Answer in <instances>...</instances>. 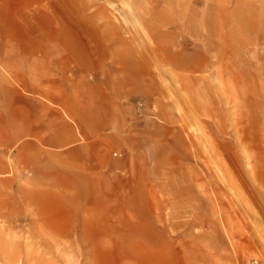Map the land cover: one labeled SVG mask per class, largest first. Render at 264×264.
<instances>
[{
  "label": "rangeland",
  "instance_id": "obj_1",
  "mask_svg": "<svg viewBox=\"0 0 264 264\" xmlns=\"http://www.w3.org/2000/svg\"><path fill=\"white\" fill-rule=\"evenodd\" d=\"M39 41L123 97L155 176L124 188L140 238L114 248L1 193L0 264H264V0H0V57ZM20 75L0 67V106Z\"/></svg>",
  "mask_w": 264,
  "mask_h": 264
},
{
  "label": "crops",
  "instance_id": "obj_2",
  "mask_svg": "<svg viewBox=\"0 0 264 264\" xmlns=\"http://www.w3.org/2000/svg\"><path fill=\"white\" fill-rule=\"evenodd\" d=\"M24 45L0 57V67L21 73L18 90L2 94L0 194H15L44 227L55 217L47 229L53 240L75 234L113 248L117 241L138 240L139 207L125 203L124 188L133 197L155 176L144 163L141 145L149 141L140 122L124 120L123 97L106 81L77 72L70 48L55 41ZM127 205L132 221L125 217ZM124 224L134 226L124 232Z\"/></svg>",
  "mask_w": 264,
  "mask_h": 264
},
{
  "label": "built area",
  "instance_id": "obj_3",
  "mask_svg": "<svg viewBox=\"0 0 264 264\" xmlns=\"http://www.w3.org/2000/svg\"><path fill=\"white\" fill-rule=\"evenodd\" d=\"M113 156L116 157V154H114Z\"/></svg>",
  "mask_w": 264,
  "mask_h": 264
}]
</instances>
